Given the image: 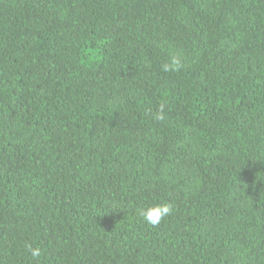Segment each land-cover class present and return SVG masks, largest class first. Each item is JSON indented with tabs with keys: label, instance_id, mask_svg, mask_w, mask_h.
I'll return each instance as SVG.
<instances>
[{
	"label": "trees",
	"instance_id": "trees-1",
	"mask_svg": "<svg viewBox=\"0 0 264 264\" xmlns=\"http://www.w3.org/2000/svg\"><path fill=\"white\" fill-rule=\"evenodd\" d=\"M0 264H264V0H0Z\"/></svg>",
	"mask_w": 264,
	"mask_h": 264
},
{
	"label": "clouds",
	"instance_id": "clouds-1",
	"mask_svg": "<svg viewBox=\"0 0 264 264\" xmlns=\"http://www.w3.org/2000/svg\"><path fill=\"white\" fill-rule=\"evenodd\" d=\"M180 59L178 56H174L171 58L170 63H165L163 65V71H171L178 70L180 67ZM163 109L161 108L160 112L156 115L157 120H162L163 117ZM173 211L172 205L170 203H158L154 204L147 208L140 209L141 218L148 224L152 226L158 225L161 220L170 215ZM27 249L33 258H37L41 255V248L33 247L32 245H28Z\"/></svg>",
	"mask_w": 264,
	"mask_h": 264
}]
</instances>
